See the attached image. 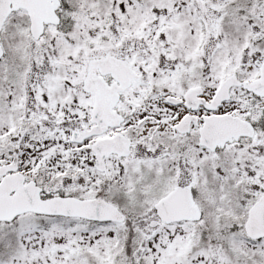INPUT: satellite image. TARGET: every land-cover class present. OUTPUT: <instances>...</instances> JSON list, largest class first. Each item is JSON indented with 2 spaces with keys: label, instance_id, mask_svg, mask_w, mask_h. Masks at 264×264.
Listing matches in <instances>:
<instances>
[{
  "label": "snow or ice",
  "instance_id": "1",
  "mask_svg": "<svg viewBox=\"0 0 264 264\" xmlns=\"http://www.w3.org/2000/svg\"><path fill=\"white\" fill-rule=\"evenodd\" d=\"M0 264H264V0H0Z\"/></svg>",
  "mask_w": 264,
  "mask_h": 264
}]
</instances>
